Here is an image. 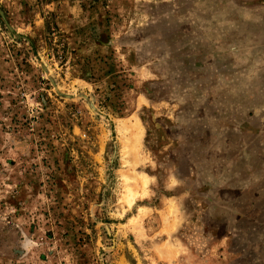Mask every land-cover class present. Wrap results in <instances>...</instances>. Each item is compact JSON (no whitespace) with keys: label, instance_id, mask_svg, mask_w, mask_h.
Wrapping results in <instances>:
<instances>
[{"label":"rangeland","instance_id":"obj_1","mask_svg":"<svg viewBox=\"0 0 264 264\" xmlns=\"http://www.w3.org/2000/svg\"><path fill=\"white\" fill-rule=\"evenodd\" d=\"M0 264H264V0H0Z\"/></svg>","mask_w":264,"mask_h":264},{"label":"bare ground","instance_id":"obj_2","mask_svg":"<svg viewBox=\"0 0 264 264\" xmlns=\"http://www.w3.org/2000/svg\"><path fill=\"white\" fill-rule=\"evenodd\" d=\"M123 124H124V123H123ZM124 125H125V124H124ZM135 125H137V124H135ZM121 126H122V125H121ZM133 129H134V128H133ZM133 129H132V130H133ZM136 129L138 130V128H136ZM122 130H123V131H127V128L123 127ZM121 132H122V131H121ZM128 132H129V130H128ZM125 134H126V132H125ZM128 134H129V133H128ZM127 137H128V136H127Z\"/></svg>","mask_w":264,"mask_h":264}]
</instances>
